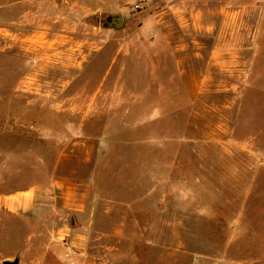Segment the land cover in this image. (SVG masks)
I'll return each instance as SVG.
<instances>
[{"label": "rangeland", "instance_id": "1", "mask_svg": "<svg viewBox=\"0 0 264 264\" xmlns=\"http://www.w3.org/2000/svg\"><path fill=\"white\" fill-rule=\"evenodd\" d=\"M248 205L264 0H0V264H191L184 246L215 254Z\"/></svg>", "mask_w": 264, "mask_h": 264}, {"label": "crops", "instance_id": "2", "mask_svg": "<svg viewBox=\"0 0 264 264\" xmlns=\"http://www.w3.org/2000/svg\"><path fill=\"white\" fill-rule=\"evenodd\" d=\"M162 20H163L162 14L154 15L153 24L155 26L162 28L164 25ZM161 52H159L158 54L159 56L162 55ZM218 54L219 52L217 50L213 51L211 54L212 59L217 60ZM171 57L175 59L176 56L172 55ZM175 63H177L176 67H180L181 63L179 61L178 62L176 61ZM209 63L211 62L209 61ZM172 65L174 64L172 63ZM183 71L186 73V72H190L191 70L189 66H187V68L184 67ZM29 193L30 194L27 197V199L33 198L34 197L32 196L33 192H29ZM167 197H165V199H167ZM251 197H253L252 198L253 200L254 197L255 198L257 197V195ZM155 198L157 199V202L164 199L161 196L159 197L158 195H155ZM104 208H105V204L102 208L94 207V209L89 210V216L93 218V220L89 223V228L93 227V231H96V229L100 230L99 225L97 226L96 217L102 214L106 215L107 212L106 209ZM169 208L170 207H168L167 209ZM248 210H257V213L259 214L258 215L259 218L255 216L252 221L247 222L245 220L246 217L241 216L240 210H237L236 211L237 215L233 217V219L229 224V229L227 230L230 233V235L223 242L222 249L217 250L215 254L208 252H197L192 250V248L190 249L189 245L184 246L186 250L185 251L186 255H188L191 264H264V209L263 210L260 208L256 209L254 208V205H248ZM158 213H160V209L158 210ZM186 215L187 214L185 213L184 216ZM261 216H263V219ZM186 218H190V216L187 215ZM260 218L261 220H259ZM259 222H261V224ZM188 223L189 220L184 219V223L182 225L186 232L191 231L190 228L191 223L189 224ZM175 225H176L175 221L169 219L167 224L168 229H172L174 231ZM152 232H153V240L151 241V246L152 245L156 246L159 243V240L157 239V235L161 232L160 225L153 224ZM209 247L207 246V248Z\"/></svg>", "mask_w": 264, "mask_h": 264}, {"label": "water", "instance_id": "3", "mask_svg": "<svg viewBox=\"0 0 264 264\" xmlns=\"http://www.w3.org/2000/svg\"><path fill=\"white\" fill-rule=\"evenodd\" d=\"M97 20V19H96ZM97 22H99L105 28L121 29L125 25L124 17L121 14H105L101 16ZM2 264H20L19 258L16 257L13 260H3Z\"/></svg>", "mask_w": 264, "mask_h": 264}, {"label": "built area", "instance_id": "4", "mask_svg": "<svg viewBox=\"0 0 264 264\" xmlns=\"http://www.w3.org/2000/svg\"><path fill=\"white\" fill-rule=\"evenodd\" d=\"M136 7H138V4H136Z\"/></svg>", "mask_w": 264, "mask_h": 264}]
</instances>
